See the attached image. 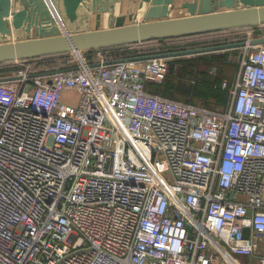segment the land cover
<instances>
[{"label": "built area", "instance_id": "2783aa9c", "mask_svg": "<svg viewBox=\"0 0 264 264\" xmlns=\"http://www.w3.org/2000/svg\"><path fill=\"white\" fill-rule=\"evenodd\" d=\"M97 52L0 75V264H264V45L220 113L147 92L168 59Z\"/></svg>", "mask_w": 264, "mask_h": 264}, {"label": "water", "instance_id": "95a60500", "mask_svg": "<svg viewBox=\"0 0 264 264\" xmlns=\"http://www.w3.org/2000/svg\"><path fill=\"white\" fill-rule=\"evenodd\" d=\"M174 0H139L138 9L147 6L142 24L112 27L88 31L85 25L91 14H107L112 19L114 4L120 0H0V65L17 63L63 54H78L88 51L141 44L187 36L240 30L264 25V0H195L185 6L190 16L169 19V6ZM103 4V5H102ZM21 7V8H20ZM170 9V10H171ZM79 28L70 32L74 25ZM35 31V38L6 42L15 33ZM264 45V36L248 42H230L213 46L190 48L156 54L118 58L104 62L115 65L155 59H177L202 54ZM100 63L88 67H98ZM77 67L52 70L38 76H53L76 71ZM15 78H0L1 82ZM249 230L243 231L247 238Z\"/></svg>", "mask_w": 264, "mask_h": 264}, {"label": "rangeland", "instance_id": "374dc122", "mask_svg": "<svg viewBox=\"0 0 264 264\" xmlns=\"http://www.w3.org/2000/svg\"><path fill=\"white\" fill-rule=\"evenodd\" d=\"M248 35H251L252 37H261L264 35V30H262V26L253 27V28H247L242 29L240 31H227L224 33H216L211 35H204V36H197V37H188V38H181L174 43L171 42V46H168V50L165 51H175V50H184V49H190V48H196V47H204V46H210V45H217L219 43H230L234 40H241L246 38ZM236 42V41H234ZM163 47V46H161ZM222 55L218 58L215 65H209L206 66V68H200V58L194 59L197 60L195 64L198 65V68H188L183 67V65L187 64L184 61V58L182 59H173L167 61V72L168 77H172V82L175 84V88L173 91H167L172 92V94L179 98V100L187 101L197 104L206 106L207 104H203V100H206L203 94H200V89L206 85L204 83V78H210L212 80L216 81V86L218 87V90L222 91V93L225 94V90L222 89V82L227 81L229 84L233 81L235 72L237 70V49H232L228 51H223ZM221 54V53H220ZM114 55V54H113ZM107 56H110L107 55ZM206 56V55H205ZM72 58V57H71ZM86 61H90L92 58L91 56H84L83 57ZM73 59V58H72ZM173 61V63H171ZM36 62V63H35ZM171 64H170V63ZM35 65L33 66V64ZM41 61H26V62H18L14 63L10 66H7L5 69L7 71H18L19 69L25 68L28 65H30L32 68H36L37 66H49L56 65V63H61V60L54 59L52 61H47L46 63H42ZM41 64V65H40ZM44 64H48L47 66ZM73 66V65H72ZM213 67V68H212ZM217 67V68H216ZM49 69H56V68H49ZM166 78V79H167ZM165 79V80H166ZM165 82V81H164ZM163 82V83H164ZM227 93V92H226ZM226 101L228 95H226ZM229 103V99L227 103H225V106L222 107V105H218L214 101L209 102V105L207 106L210 109L214 110H220L227 108ZM237 262L239 264H254L252 261L245 259V258H238Z\"/></svg>", "mask_w": 264, "mask_h": 264}, {"label": "trees", "instance_id": "16d2710c", "mask_svg": "<svg viewBox=\"0 0 264 264\" xmlns=\"http://www.w3.org/2000/svg\"><path fill=\"white\" fill-rule=\"evenodd\" d=\"M240 30H242V29H240ZM240 30H230V31H240ZM262 30H264V25L262 26ZM224 32H227V31L202 34V35H195V36L180 37V38H173V39H166V40L149 41V42H145V43H141V44L104 49V50H100V53H103L109 59H118V58H126V57H133V56H141V55H146V54H156V53L169 52V51H165V50H168L167 48H168V46H171V42L174 43L175 41H177L181 38L197 37V36L211 35V34L224 33ZM245 39L246 38L241 39L239 41L238 40H234V41L240 42V41H244ZM219 44H224V43H219ZM161 46H163V47H161ZM210 46H213V45H210ZM175 51H178V50H175ZM86 53H89V55L94 56L95 51H88ZM109 54H110V56H107ZM215 56L211 57L210 60H212V58H215L214 60H216V62H219L217 60L221 56H218V55H215ZM197 57L199 59L200 55L189 57V58L183 57L184 61L187 63V64L183 65V67L198 68L197 67L198 65L195 64L198 61L194 60V59H197ZM54 59L61 60V63H56V65H52L51 67L47 66L48 64H44L47 66L48 71L60 70V69L73 67L72 66V58H71L70 54L50 56V57H44V58L26 60V61H34L35 60V61H41L42 63H46L47 61H52ZM177 59H182V58H177ZM26 61H21V62H26ZM208 62H209V60H208ZM171 63H173V61ZM211 63H213V60L210 61L208 64L212 65ZM10 65H12V63L1 64L0 65V75L7 74V73H15L16 70L11 72V71H7L5 69L7 66H10ZM206 66H208V65H206ZM36 68H38V66ZM49 68H56V69H49ZM168 73L169 72L166 73V75H165V77L161 83H148V84H146L145 87H146L147 92L152 94V95H156V96H159L162 98L170 99V100H173L176 102L199 106L197 104L190 102L189 100H187V101L179 100V98L174 96L172 94V92H167L168 90L173 91L175 88V84H174V82H172L173 78L171 76L167 78ZM216 81L217 80L214 81L210 78H204V83L206 85H204V87L202 89H200V94H203L204 97L206 98V100H203L202 103L207 104V105L206 106L200 105V107H204V108H207V109L213 111V109H210L207 107L209 105V102L214 101L218 105H222V107H224L225 103H227L228 97H227V101H226V96H225V94L227 95V93L225 92V94H224V93H222L221 90L220 91L218 90V87L215 84Z\"/></svg>", "mask_w": 264, "mask_h": 264}, {"label": "crops", "instance_id": "0c3cea01", "mask_svg": "<svg viewBox=\"0 0 264 264\" xmlns=\"http://www.w3.org/2000/svg\"><path fill=\"white\" fill-rule=\"evenodd\" d=\"M193 2H195V0H174L173 1V3H174L173 9H171L172 7L169 6L168 18L169 19H175V18H184V17L190 16L189 10L185 5L186 4H192ZM139 4H140L139 0H120V2L114 4L115 13H114V16L112 17V19H110L109 15H107V14H99V15L98 14H96V15L91 14L90 20L85 25V27H88V31H97V30H105V29L111 28V23H113V22H114V24L112 25V27H116L117 24H120V26H130V25L145 23L147 21L145 20L144 11L146 10L147 6L144 5L143 8L139 10L138 9ZM69 27H70V32L76 31L79 29L75 26V24L72 26H69ZM29 38H35V31L34 30H32V32L29 34H26L24 30H21V31L15 33L13 36H11L9 39H7L6 42H8V43L17 42V41L26 40ZM254 38H259V37H254V36L252 37L251 36V39H254ZM220 53H221V55L223 54L222 52H217V53L200 55V68H206L205 65H208V63L212 60H213V63H211V64L215 65V62H216V60H214L215 58H212V60H210V58L214 57L215 55H220ZM85 55L93 57V55H89V53H85ZM101 55H104V54L101 53ZM94 57H96V58H92L89 62L94 63L95 61H99L101 56L99 57L98 52L95 51ZM187 58H189V57H187ZM170 60H173V59H170ZM208 60H209V62H208ZM12 64H14V63H12ZM216 64H218V63H216ZM43 67H45V66H38V68H43ZM45 68H47V67H45ZM69 95L70 94L65 93L63 95L62 101L65 102L66 100H68ZM224 110L225 109H220V110H214L213 109L214 112H219V113L223 112Z\"/></svg>", "mask_w": 264, "mask_h": 264}]
</instances>
